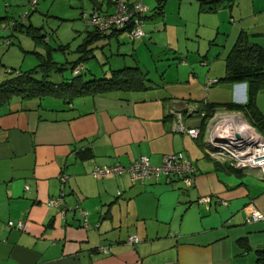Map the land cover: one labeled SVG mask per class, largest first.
<instances>
[{"label": "crops", "instance_id": "obj_1", "mask_svg": "<svg viewBox=\"0 0 264 264\" xmlns=\"http://www.w3.org/2000/svg\"><path fill=\"white\" fill-rule=\"evenodd\" d=\"M103 8L102 3L94 7L102 13L112 10L108 2ZM232 27L224 45L208 40L202 49L179 51L178 61L165 56L160 81L151 80L146 90L9 104L0 114V264H256L255 251L264 248V219L248 223L246 218L249 205L264 214V180L255 170H237L208 157L205 128L194 139L173 131L169 116L173 107L246 102L245 84L219 80L240 32L264 46V7ZM120 34L105 37L102 47L97 45L101 39L94 41L87 56L96 59L97 48L103 50L113 38L118 42ZM157 37L150 53L158 61L172 48L160 33ZM137 41L122 53L136 63L146 43ZM111 69H101V77ZM256 104L264 115V91ZM185 122L202 129L203 118ZM176 152L187 154L197 168L190 188L174 177L139 182L128 173L91 175L94 165L128 166L141 156L159 166L165 155ZM60 173L69 176L62 207L87 211V230L78 212L63 216L62 207L49 205L62 190ZM208 196L211 203H198ZM21 219L24 230L7 226ZM129 236L138 243L129 244Z\"/></svg>", "mask_w": 264, "mask_h": 264}, {"label": "rangeland", "instance_id": "obj_2", "mask_svg": "<svg viewBox=\"0 0 264 264\" xmlns=\"http://www.w3.org/2000/svg\"><path fill=\"white\" fill-rule=\"evenodd\" d=\"M134 1H141L147 6L149 8L148 14L152 13L157 4L156 0ZM107 2L108 0H38L35 11L29 15L28 23L40 28L42 34L49 36L48 45L54 48L51 51L45 43H41L31 35L20 31H15L14 36H12L13 44L7 46L5 36L10 33V28L7 27L10 20L1 18L5 16L19 18L26 12H30V6L25 0H0V81L7 76V70L23 73L45 67L43 65L44 59L50 58V53L53 60L60 64L66 65L68 62H73L78 56L75 50L79 44L85 41L88 28L82 18V13L93 12L97 3L103 4L102 10L104 11ZM262 7H264V0H233L231 3L219 4L214 7L213 11H206L200 0H166L164 1L163 15H154L152 19L145 21L146 36L143 39L146 43L143 44L144 48L142 47L144 50L137 52L138 64L133 58L122 54L124 50L126 51L133 45L135 47L138 41L132 44L125 39L124 35L120 34L118 42L113 38L103 50L99 47L97 48L98 51L95 49L96 59L91 58L84 64V67L97 77H101V69H105V67L116 69L124 65H139L148 71L152 81L158 82L162 75L160 64L167 62L164 59L165 56L170 61H178L175 54L179 51L185 52L187 47L196 51L199 47L204 48L210 41H215L218 44L220 40L224 45L225 39L232 31L234 21L238 22L241 16L244 18L248 13L253 14L254 11L261 10ZM163 32L164 35L162 36ZM158 33L161 34L167 47L171 45L172 50H165L161 60L157 61L153 59L150 48L158 44ZM104 40V38L101 39L97 45L102 47ZM67 44L69 47L64 51L60 49V46ZM215 57L211 58L214 61L218 60ZM71 75L70 68L66 67L61 74L50 70L49 79L59 82L63 77L68 78ZM86 76L90 78L89 74ZM224 118L226 117L217 116L213 120V124L219 123Z\"/></svg>", "mask_w": 264, "mask_h": 264}, {"label": "trees", "instance_id": "obj_3", "mask_svg": "<svg viewBox=\"0 0 264 264\" xmlns=\"http://www.w3.org/2000/svg\"><path fill=\"white\" fill-rule=\"evenodd\" d=\"M232 1L233 0H200V3L202 6L211 5L216 7L219 4L225 2L231 3ZM26 3L30 6V12L28 11L26 12L27 14L25 13L26 21H20V17L25 14L21 15L19 18H12L10 16L1 18L10 20L7 25V27L10 28V33L5 36L7 39L5 44L7 46L13 44L12 36H14L15 31H20L31 35L39 42L49 46V36L47 34H42L40 28H36L31 23H28L29 15L35 11L37 4L35 9H32L27 1ZM108 3L110 4L109 0ZM127 4L131 5L130 3ZM111 8V11L105 13H112L114 10L113 5H111ZM163 9L164 0H157V4L152 10L151 15H147L149 10L144 14L145 20L147 18L152 19L154 15H163ZM94 12L104 14L98 9H93L91 13L83 12L82 18L84 13L92 14ZM84 21L91 30L88 31L86 41L77 46L75 52L78 56L73 62H68L66 65L60 64L53 60L52 54L50 53V58L44 59L43 65H45V67L40 69L36 68L23 73H14L7 70V76L0 81V114L5 112V109L14 100L28 101L54 97L64 101H71L74 98L84 96H98L118 91H141L148 89L149 83L151 82L148 71L138 65L134 67L125 66L119 69H111L108 77H97L89 69H85L84 64L88 60H91V58L94 59V55L90 57L87 56L89 51H93V48H89V45L96 40L113 35L115 36L120 33L124 34V32L110 30L106 34H102L96 27L88 24L86 19H84ZM68 47L69 44L60 46V49L64 51ZM50 50L52 51L54 48L50 47ZM201 65L208 64L206 61H202ZM66 67H69L71 70L72 75L70 77H63L59 82H54L49 79L50 70L54 73L61 74ZM78 67H81L79 72L74 73ZM224 67V76L219 82L227 84H245L246 102L244 104L226 103L222 106H201L199 104L200 109L206 113L205 117H203L202 129L200 130L203 131L208 121L219 112L218 109H222L223 111L229 112H241L248 123L264 136V115L261 114L256 104L258 93L264 91V46L253 42L250 35L246 32H240L233 47L224 58ZM87 74L90 75V78H87ZM255 254L256 264H264V248L257 249Z\"/></svg>", "mask_w": 264, "mask_h": 264}, {"label": "built area", "instance_id": "obj_4", "mask_svg": "<svg viewBox=\"0 0 264 264\" xmlns=\"http://www.w3.org/2000/svg\"><path fill=\"white\" fill-rule=\"evenodd\" d=\"M32 9H35L38 0H26ZM113 5L112 13L92 14L84 13L83 18L87 23L96 27L102 34L110 30L124 32L126 39L130 42L141 40L146 36L144 30L145 17L149 8L141 1H136L128 5L124 0H109ZM27 14V13H26ZM26 14L20 17V21H26ZM81 67H78L74 73H78ZM223 114V115H222ZM206 113L200 109L199 104L187 105L184 109L173 107L169 110L171 117V128L173 131L186 134L191 138L200 137L201 130L198 127H189L185 119L193 116L205 117ZM225 116L219 123L213 124L217 116ZM239 112H220L216 113L207 123L203 136L204 149L208 157L218 162H228L232 168L247 171H257L258 177L264 180V136H262L253 126H251ZM240 132H239V131ZM128 173L132 181L145 182L158 178L174 177L178 179L183 188H190L195 181L196 166L191 158L184 152L167 154L163 157L162 164L153 166L147 156H141L130 165L124 166L120 163L112 165H94L91 175L95 179H101L111 176H118ZM62 190L60 194L49 201L52 207H62L65 196L64 187L68 183L69 176L66 173H60L58 176ZM211 197L201 198L198 203H211ZM222 205H227L226 201H220ZM78 212L82 219V227L90 228L88 222V212L80 206L62 207L63 216ZM264 219V214L254 206H248L246 222L252 223ZM7 226L19 231L24 230V220L8 221ZM129 244L138 243L136 236H129ZM107 252L106 248L100 249ZM174 264V263H167Z\"/></svg>", "mask_w": 264, "mask_h": 264}, {"label": "water", "instance_id": "obj_5", "mask_svg": "<svg viewBox=\"0 0 264 264\" xmlns=\"http://www.w3.org/2000/svg\"><path fill=\"white\" fill-rule=\"evenodd\" d=\"M203 8H204V10H206V11H213V10H214V7L211 6V5H205V6H203Z\"/></svg>", "mask_w": 264, "mask_h": 264}, {"label": "bare ground", "instance_id": "obj_6", "mask_svg": "<svg viewBox=\"0 0 264 264\" xmlns=\"http://www.w3.org/2000/svg\"><path fill=\"white\" fill-rule=\"evenodd\" d=\"M239 131V130H238ZM240 132V131H239Z\"/></svg>", "mask_w": 264, "mask_h": 264}]
</instances>
